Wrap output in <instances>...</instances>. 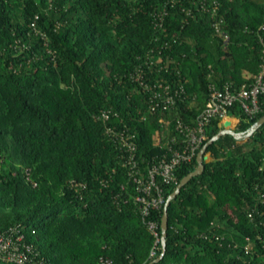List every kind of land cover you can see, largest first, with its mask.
Returning <instances> with one entry per match:
<instances>
[{
  "label": "trees",
  "instance_id": "16d2710c",
  "mask_svg": "<svg viewBox=\"0 0 264 264\" xmlns=\"http://www.w3.org/2000/svg\"><path fill=\"white\" fill-rule=\"evenodd\" d=\"M263 22L264 0H0V229L22 226L52 264H148L162 251L166 198L222 117L171 181L159 177L164 201L147 216L107 125L135 135L147 177L183 146L177 120L195 125L212 83L256 82ZM140 66L178 91L175 104L151 109ZM258 103L228 106L235 129L264 113V91ZM206 153L169 204L166 251L152 264H264V123L247 138L222 134Z\"/></svg>",
  "mask_w": 264,
  "mask_h": 264
},
{
  "label": "built area",
  "instance_id": "2783aa9c",
  "mask_svg": "<svg viewBox=\"0 0 264 264\" xmlns=\"http://www.w3.org/2000/svg\"><path fill=\"white\" fill-rule=\"evenodd\" d=\"M261 27L264 28V22ZM150 73V69L147 71V69L145 70L144 67L140 66L137 69L136 78L140 80V83L145 88L153 92L150 104L151 109L165 108L175 104L178 91L171 92L170 83H165L158 78L153 80L150 78ZM211 89L210 98L205 108L197 116L194 126L180 118L177 120L176 127L183 133V146L175 148L170 158H162L160 161L149 165L147 177L139 174L140 171L136 160L137 143L134 139L135 135L127 127L119 129L117 126L107 125V131L129 152L127 162L130 166V172L134 173V180L138 184L139 192L136 195V199L140 203L143 215L147 216L152 207H159L162 204L164 194L158 182L159 177L164 181H171L174 178L175 167L181 161L192 158L206 138L205 126L213 117L221 116L223 119L228 115V106L232 105L236 100H241L242 105L248 112L258 111V94L264 91V55L261 70L252 86H243L238 91H232L227 85L222 89L217 88L216 84L212 83ZM101 117L108 119L109 112L106 110L102 111ZM148 225L158 235L156 222L149 220ZM100 262L101 264H111L112 260L102 256ZM0 264L52 263L40 253V250L28 238L24 228L18 224H13L7 228L0 229Z\"/></svg>",
  "mask_w": 264,
  "mask_h": 264
},
{
  "label": "water",
  "instance_id": "95a60500",
  "mask_svg": "<svg viewBox=\"0 0 264 264\" xmlns=\"http://www.w3.org/2000/svg\"><path fill=\"white\" fill-rule=\"evenodd\" d=\"M264 123V113L254 122L252 125L247 128L246 130H237L235 127H233V117H227L224 118L222 121V127L213 134L200 148V150L197 153V161L198 164L195 169L191 170L187 174H185L180 181L177 183L175 189L168 195V197L165 200L164 203V211L161 219V229H162V235H161V241H162V251L160 254L156 257H154L148 264H152L154 261L160 260L166 251V235H167V229H168V218H169V212L168 207L171 202V200L177 196V194L180 192L181 188L194 176L201 172H203L205 164L204 159L208 158V153H206V149L210 143L215 141L218 137H220L222 134L225 133H231L236 138H247L250 135H252L262 124Z\"/></svg>",
  "mask_w": 264,
  "mask_h": 264
},
{
  "label": "crops",
  "instance_id": "0c3cea01",
  "mask_svg": "<svg viewBox=\"0 0 264 264\" xmlns=\"http://www.w3.org/2000/svg\"><path fill=\"white\" fill-rule=\"evenodd\" d=\"M228 117H230L231 115H227ZM231 117H233V127H235L236 125H237V123H238V119H236V117H234V116H231ZM225 118V117H224ZM223 118V119H224ZM160 138V137H159ZM159 138H158V141H159Z\"/></svg>",
  "mask_w": 264,
  "mask_h": 264
},
{
  "label": "rangeland",
  "instance_id": "374dc122",
  "mask_svg": "<svg viewBox=\"0 0 264 264\" xmlns=\"http://www.w3.org/2000/svg\"><path fill=\"white\" fill-rule=\"evenodd\" d=\"M228 116H225V118H227ZM231 117V116H230ZM237 119V118H236ZM222 121H223V119H222ZM160 136H159V134L158 133H156V135H155V139L158 141V138H159ZM208 155H209V153H208ZM208 158H209V156H208Z\"/></svg>",
  "mask_w": 264,
  "mask_h": 264
}]
</instances>
